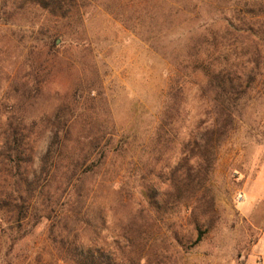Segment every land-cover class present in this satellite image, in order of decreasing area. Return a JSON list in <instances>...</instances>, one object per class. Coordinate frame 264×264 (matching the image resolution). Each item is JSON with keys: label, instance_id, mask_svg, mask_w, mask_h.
Returning a JSON list of instances; mask_svg holds the SVG:
<instances>
[{"label": "rangeland", "instance_id": "obj_1", "mask_svg": "<svg viewBox=\"0 0 264 264\" xmlns=\"http://www.w3.org/2000/svg\"><path fill=\"white\" fill-rule=\"evenodd\" d=\"M62 1L0 0V167L19 126L34 153L15 196L0 174V264H75L72 250L90 247L115 264H264V0ZM205 50L241 78L235 130L203 184L161 207L175 192L160 175L180 158L157 145L171 85L185 88L180 136L202 133L223 99L179 72ZM55 133L56 169L41 177Z\"/></svg>", "mask_w": 264, "mask_h": 264}, {"label": "trees", "instance_id": "obj_2", "mask_svg": "<svg viewBox=\"0 0 264 264\" xmlns=\"http://www.w3.org/2000/svg\"><path fill=\"white\" fill-rule=\"evenodd\" d=\"M52 3L55 9L62 10L65 1L52 0ZM203 31L206 36L210 34L208 32L209 29L204 28ZM47 47L48 53L53 54L55 42L50 43ZM209 55L208 50L199 52V55H197L192 62L187 60L189 62L186 61L187 63H183L186 64V68L191 66V68L194 67L196 70L185 71L184 65L182 64L183 67L179 66L181 67L179 72L183 73L185 77L191 80H195V77L198 78L202 76L206 82V86H211L212 84L216 85L219 95L223 97V99L217 104L214 110L215 118L206 122L205 126L202 128V133L192 135V131L189 130L188 134L180 136V130L178 133V125L181 116V103L179 99H177V95L179 92L183 93L185 88L183 86L177 87L176 82L180 79L177 78L170 87L168 93L169 103L165 107V114L162 115L156 126V134L159 139L157 145L166 148L174 144V147H177L176 151L178 150L180 155L176 167L171 168L169 164H165V168L169 171V176L160 175L161 179H163V184H166L167 181L169 182L167 190L175 192V194H172L171 199L158 200L161 207L162 204L168 207L172 201H176L177 204L182 205L183 202L180 201V197L186 193V190L189 191L190 187L194 189L193 185L198 184L197 186H200L203 184V176L205 177L203 174L206 171H208V174L211 172L223 144L235 130L234 125L236 121L237 105L240 99L237 86L241 78L238 74L229 72L223 68L213 69L210 64ZM31 90H34V87ZM66 123L67 122L64 121L63 126H65ZM187 136H189L191 140L189 139L186 141L187 139L185 138ZM64 137L65 136H62L60 133H55L51 137L50 144L43 156L41 154L39 158L42 167L40 173L41 177H50L54 173L57 160L56 153ZM87 141H89V143L94 142L92 138H88ZM31 142V136L21 131V126L5 138L1 162V167H3H0V174L4 171L7 172L4 182L9 183V189L14 196L18 193V186L21 182H25L29 179V172L27 171V174H25L22 171L21 163L28 162L33 164L34 153ZM97 145L98 143L94 145V148H96ZM188 145H195V149L198 152L197 155H193L195 156L193 158L189 157L188 151H186ZM161 158H163V156ZM168 158V152H165L164 159ZM192 171H196L197 174H193ZM86 174L87 173H85V175ZM83 177L84 174L77 179L72 186L73 192L79 193L80 196H84L83 191L85 190L84 186H82ZM2 182L3 180L1 183ZM195 204V208L198 209V203L196 202ZM15 207L19 212L22 210L18 205ZM194 223L196 228L199 229V235L196 240V243H198L203 239L205 234L201 230V226H203L201 220H195ZM1 231H3V225L0 223V232ZM137 233L141 236L143 231L138 230ZM72 251L75 264H115V259L100 248H74ZM141 255L142 254L139 256H131L130 258L133 259L132 264L137 262V259L140 260L144 257Z\"/></svg>", "mask_w": 264, "mask_h": 264}, {"label": "built area", "instance_id": "obj_3", "mask_svg": "<svg viewBox=\"0 0 264 264\" xmlns=\"http://www.w3.org/2000/svg\"><path fill=\"white\" fill-rule=\"evenodd\" d=\"M242 198H243V195H242V194H240V195H239V199L241 200Z\"/></svg>", "mask_w": 264, "mask_h": 264}]
</instances>
